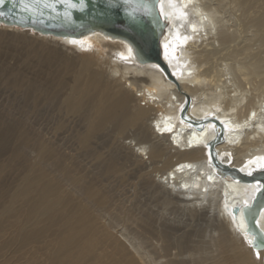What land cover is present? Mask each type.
Masks as SVG:
<instances>
[{"label":"bare ground","instance_id":"bare-ground-1","mask_svg":"<svg viewBox=\"0 0 264 264\" xmlns=\"http://www.w3.org/2000/svg\"><path fill=\"white\" fill-rule=\"evenodd\" d=\"M156 7L169 73L99 31L68 38L0 23L1 34L43 47L1 75L38 118L24 131L0 118V142L19 130L37 159L17 195L24 208L4 212L0 233L5 218L16 230L23 216L17 247L33 255L43 244V264H263L230 210L256 186L217 175L207 143L215 116L225 126L218 158L247 173L264 165V0ZM259 221L264 230V213Z\"/></svg>","mask_w":264,"mask_h":264},{"label":"water","instance_id":"water-1","mask_svg":"<svg viewBox=\"0 0 264 264\" xmlns=\"http://www.w3.org/2000/svg\"><path fill=\"white\" fill-rule=\"evenodd\" d=\"M157 1L130 0V3H124V0H83L84 7L81 8L80 0H71L77 6L68 8L63 0H4L0 4V23L68 38H81L87 33L99 31L106 36L130 42L140 61L153 60L169 73L159 55L158 38L166 21L157 10ZM145 3L150 9L147 13L143 8ZM65 13L69 15L66 16ZM180 117L186 119L184 110ZM186 122L200 128L206 124H197L193 119H187ZM210 122L216 136L207 143L208 163L216 174L255 186L264 185V165L250 169L249 175L240 167L231 166L230 162L226 163L218 158L215 145L224 141L225 126L215 116L211 117ZM230 210L234 217L241 218L244 232L251 241H255V247L251 244L254 253L264 252V230L259 221L264 213V188L261 191L255 188L249 201L240 207L234 205Z\"/></svg>","mask_w":264,"mask_h":264},{"label":"rangeland","instance_id":"rangeland-1","mask_svg":"<svg viewBox=\"0 0 264 264\" xmlns=\"http://www.w3.org/2000/svg\"><path fill=\"white\" fill-rule=\"evenodd\" d=\"M39 45V43H35V41L20 35L0 33V118L4 121H8L11 117L12 119L18 120L22 124L20 131L26 129L24 123L26 119L32 115L38 118L39 113L28 114L24 104L21 102L22 99L20 97L22 94L17 93L13 89L14 87L7 80L3 79L1 75H5V77L6 75L9 76L7 72H4L7 68H13L15 74L17 72L20 73V69L23 70L24 67L26 68L28 66L29 59L34 58V52L30 53V51L37 50L39 52V48L41 47ZM39 55L36 54L35 58H38ZM19 102L20 110L18 109V111L15 108ZM18 133L19 130L16 132V135ZM16 135L12 139H6L5 142H0V191L3 190L4 192V194L0 192V219L6 216L7 213L4 214V212L9 207L24 208L25 196L20 198L17 195H19L18 193L26 185L29 173L32 171L31 169L37 166V159L34 157L36 148L33 149L30 145L27 146L24 143H19L15 139ZM144 157L146 159V155ZM5 219L1 224L4 231L0 233V264H43L46 261V250L43 244L36 248L41 250H37L33 255L29 254L28 247H17L20 240L19 233L29 223L20 215L19 225L21 226L13 230L12 223L15 222L16 218L11 217ZM13 252L16 255L11 258L9 254Z\"/></svg>","mask_w":264,"mask_h":264},{"label":"snow or ice","instance_id":"snow-or-ice-1","mask_svg":"<svg viewBox=\"0 0 264 264\" xmlns=\"http://www.w3.org/2000/svg\"><path fill=\"white\" fill-rule=\"evenodd\" d=\"M3 2H4V0H0V4H2ZM63 2L67 5L68 8H76V6H77L75 3H72L71 0H63ZM124 3H130V0H124ZM80 7L81 8L84 7L83 0H80ZM143 8H144L146 13L148 11H150L147 3L143 4ZM65 15L67 16V15H69V13H65ZM177 40H180L179 35L177 36ZM129 52H131V49H129ZM122 58H125V57L122 56ZM249 175H251V173H249ZM262 188H264V185H257L256 186L257 191H261ZM249 243L255 247V241L254 240L249 241ZM257 255L259 256V252L257 253Z\"/></svg>","mask_w":264,"mask_h":264}]
</instances>
